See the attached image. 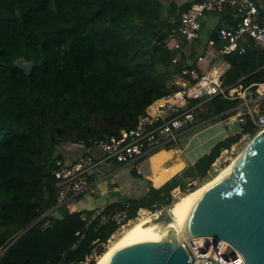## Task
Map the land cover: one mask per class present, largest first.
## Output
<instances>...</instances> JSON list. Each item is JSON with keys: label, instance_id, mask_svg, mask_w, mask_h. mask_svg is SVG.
Returning a JSON list of instances; mask_svg holds the SVG:
<instances>
[{"label": "trees", "instance_id": "obj_1", "mask_svg": "<svg viewBox=\"0 0 264 264\" xmlns=\"http://www.w3.org/2000/svg\"><path fill=\"white\" fill-rule=\"evenodd\" d=\"M182 11L172 1L165 13L164 0H0V264L83 263L94 250L100 255L140 209L172 205L176 187L196 188L224 149L257 132L248 118L241 132L140 197L54 213L57 159L74 160L95 140L134 127L151 102L179 87L177 77L194 80L196 50L172 44ZM226 59L232 66L224 86L264 81L263 45L254 41ZM20 61L32 63L30 73ZM238 102L213 96L199 117L226 118ZM73 145L83 149L66 157L62 151Z\"/></svg>", "mask_w": 264, "mask_h": 264}, {"label": "built area", "instance_id": "obj_2", "mask_svg": "<svg viewBox=\"0 0 264 264\" xmlns=\"http://www.w3.org/2000/svg\"><path fill=\"white\" fill-rule=\"evenodd\" d=\"M226 2L236 7L239 14L237 24L233 28H220L217 38L209 40L210 46H214L219 40L222 43L218 52L227 55L234 51L245 52L249 38L264 45V24L256 0H204L192 3L182 11L177 26L173 28L172 44L176 48L184 49L180 37L189 44L199 39L202 17L206 13L222 11ZM228 67L229 63L225 61L217 69L213 68L202 76L194 74L192 81L178 82V88L166 91L150 103L146 113L140 116L134 127L122 129L118 136L95 140L74 160L57 159L55 176L60 190L56 208L62 207L71 196L98 193L100 184L104 182L96 172L107 162L113 161L121 165L137 163L160 147L175 142L184 130L210 121H199L196 113L197 110H202L204 102L213 96L221 94L230 99H239L226 117L228 124L232 119L243 124L251 118L256 131H263L264 81L224 86L222 79ZM191 72L194 73V70ZM194 100L196 103L192 104ZM228 150L226 148L223 151ZM220 157L222 155L213 162L209 175L212 176L217 170ZM100 190L104 191L103 188ZM173 195L175 197V191ZM115 233L108 239L105 247L109 245ZM184 245L188 249L191 264H246L242 254L222 238L203 235L186 239ZM98 255L94 250L83 264H89L91 259H96Z\"/></svg>", "mask_w": 264, "mask_h": 264}, {"label": "water", "instance_id": "obj_3", "mask_svg": "<svg viewBox=\"0 0 264 264\" xmlns=\"http://www.w3.org/2000/svg\"><path fill=\"white\" fill-rule=\"evenodd\" d=\"M19 64L31 72V62ZM203 235L228 241L246 264H264V130L246 143L232 170L192 203L185 224L171 223L161 238L137 240L102 264H191L184 242Z\"/></svg>", "mask_w": 264, "mask_h": 264}, {"label": "crops", "instance_id": "obj_4", "mask_svg": "<svg viewBox=\"0 0 264 264\" xmlns=\"http://www.w3.org/2000/svg\"><path fill=\"white\" fill-rule=\"evenodd\" d=\"M172 1H175L179 6H182V10H185V7L190 6L192 3L204 0H164L165 13L169 12ZM256 2L259 4L261 12L260 18L264 23V0H256ZM238 18L239 14L236 7L233 4L226 2L222 11L206 13L202 17L201 37L199 39L189 44L183 37L179 38L181 44H184V49H186L187 52H190L191 49L196 50L197 69H193L194 73L191 72L193 78L194 74L202 76L211 71L213 68L217 69L225 61L229 63L228 70L231 69L232 65L230 61L226 59V55H222L218 52L222 42L216 41L214 46H210L209 40L217 36L220 28L235 27ZM254 41L255 40L249 38L247 41L248 47ZM187 44H189L188 47ZM242 78H244V76L239 78L236 83ZM186 80L187 79L182 77L176 79L177 82ZM204 111L205 102L203 109L197 110L196 113L199 121H202L199 117V113ZM241 130L242 124L237 120L232 119L230 124H228L227 118H220L217 120L210 119L207 123L196 128L184 130L175 142L162 146L139 160L134 169L131 170V173L126 175L122 174L120 170L126 165L109 161L96 172V174L99 173L98 176H101L104 182L100 184L98 193L95 194L92 192L81 194V197L79 198L71 196L62 207L56 208L54 213L58 214L57 216H63L66 212L72 210L102 207L107 203V200L110 197H117L121 200H126L129 197L134 196L140 197L149 190L151 185L156 187L161 186L176 174L181 173L187 166L194 164L202 155L209 152L218 141L229 135L239 133ZM248 134L250 133H243L242 137ZM81 149H83L82 146L73 145L66 147L62 152L66 155V157L72 158L73 156H76V153H78ZM140 161L146 163L144 168L138 164ZM174 167L176 168L174 172L167 174L168 171ZM138 170H140V172ZM195 182L196 180L194 183ZM101 188H103L104 191H101ZM178 190H181L179 186L173 191L176 192ZM64 206L66 207L65 210L63 208Z\"/></svg>", "mask_w": 264, "mask_h": 264}, {"label": "bare ground", "instance_id": "obj_5", "mask_svg": "<svg viewBox=\"0 0 264 264\" xmlns=\"http://www.w3.org/2000/svg\"><path fill=\"white\" fill-rule=\"evenodd\" d=\"M237 157L233 159L229 164L219 170L216 175L212 178L204 182L203 184L197 186L196 188L192 189L189 192H186L178 197V199L170 206L167 213H164L162 210H157L153 212L156 216L171 215V220L166 223L156 224L153 222L149 223L151 217L147 219H140L139 221L135 222L132 226H130L125 233L116 241L109 244L106 247L105 251L102 252L96 258L94 264H102L105 261L111 259L112 255L120 248L132 244L137 240H150V239H159L161 238L167 231L168 226L173 223L176 224L178 227L185 224L187 212L192 205V203L200 197L205 189H207L213 182L223 178L226 174H228L233 167ZM169 169V168H168ZM176 168H172L168 171L167 174L174 172ZM154 220V219H153ZM199 237V236H198ZM196 238V237H194Z\"/></svg>", "mask_w": 264, "mask_h": 264}, {"label": "rangeland", "instance_id": "obj_6", "mask_svg": "<svg viewBox=\"0 0 264 264\" xmlns=\"http://www.w3.org/2000/svg\"><path fill=\"white\" fill-rule=\"evenodd\" d=\"M179 77H177L178 79ZM253 137V135L251 134H248L244 137H242L238 142L234 143L233 146L231 148H229L228 151H223L222 152V157H220V160L218 161V166H217V170L213 173V175H208L207 178H204V179H201V180H196V182L194 184H196L197 186L203 184L204 182H206L207 180H209L210 178H212L214 175L217 174V172H219L220 169H222L223 167H225L227 164H229L233 159H235V157H237V155L239 154V152L243 149V147L246 145V143ZM138 164H140L141 167H145L146 163L145 162H139ZM137 164L136 163H132V164H129V165H126V166H123L120 170V172L124 175L128 174V173H131V170L134 169V167L136 166ZM158 180V179H157ZM185 192L184 191H176V195H175V198L176 200L178 199V197L182 194H184ZM175 200V201H176ZM174 201V202H175ZM173 202V203H174ZM171 205H167V206H164L162 209H159V210H162L164 213H167L169 208H170ZM71 207V206H70ZM69 207V208H70ZM64 210L66 209V207L64 206L63 207ZM157 211V210H155ZM155 211H152V210H149L147 208H142L139 210V213H138V216L136 218H133V219H129L126 223L122 224L118 231L115 233V236L112 238L111 242H114L116 240H118L124 233L125 231L130 227L132 226L135 222L139 221L140 219H147L148 217H151L153 219H150L149 220V223L150 222H153V223H156V224H160V223H166L168 221L171 220V215L169 216H165V215H160V216H156V214H154L153 212ZM58 215V214H56ZM109 243V244H110ZM109 246V245H108ZM107 246V247H108ZM105 251V250H104ZM103 251V252H104Z\"/></svg>", "mask_w": 264, "mask_h": 264}]
</instances>
